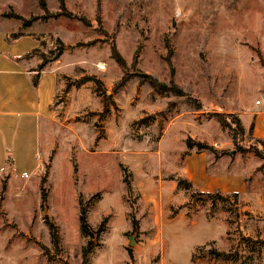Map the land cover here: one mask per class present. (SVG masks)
<instances>
[{"label": "rangeland", "instance_id": "1", "mask_svg": "<svg viewBox=\"0 0 264 264\" xmlns=\"http://www.w3.org/2000/svg\"><path fill=\"white\" fill-rule=\"evenodd\" d=\"M45 1L43 8L40 0H0L8 30L37 40L21 63L54 70L63 88L99 77L97 95L109 110L90 83L72 87L55 104L71 110L64 123L86 127L77 129L83 142L37 153L27 172L0 159V264H191V256L204 258L193 264H264V185L251 186L255 171L239 189L238 207L223 193L209 206L199 182L217 168L246 173L252 166L264 176V164L240 155L216 117L234 114L246 130L242 146L264 151V0H64L62 8ZM113 43L127 64L118 88L125 71L112 57ZM137 73L173 80L190 99L157 95ZM170 103L178 112L160 135L159 111H170ZM60 134L72 131L46 128L51 142ZM186 155L199 172L186 173ZM178 178L186 192L174 185ZM244 186L251 202L243 203ZM81 205L92 233L79 227ZM210 248L219 255L202 254Z\"/></svg>", "mask_w": 264, "mask_h": 264}, {"label": "crops", "instance_id": "2", "mask_svg": "<svg viewBox=\"0 0 264 264\" xmlns=\"http://www.w3.org/2000/svg\"><path fill=\"white\" fill-rule=\"evenodd\" d=\"M8 29V26L0 21V159H3V165L5 159L10 157L13 162H16L18 165V167H14L16 170L27 172L35 168L37 153L43 155L45 152L52 150L56 155L58 154V150L63 149L71 139H74L78 143L83 142V137L78 133L77 129H81L82 132V129L85 130L86 127H73L68 123H64L71 110L68 106L65 109L64 106L60 107L58 104H55L57 98H60L61 95L66 96L72 87L79 89L90 83V89L100 100L102 109L105 106L108 111L109 103H103L101 96L97 95L99 90H96L94 82L91 80H85L80 83L72 82L69 85H65L63 88V83L59 80L58 75L54 70L35 72L31 69H27L21 61L26 59L24 55L27 52L36 47L35 41L37 40H34V38H31L29 35L17 34L19 32L17 29ZM97 78L101 80L99 77ZM34 80H36V85L33 84ZM151 91L160 95L152 89ZM79 97L80 96L78 95L77 101H75L76 107L84 105V101ZM77 102H79L80 105H77ZM169 105L174 106L175 104L170 103ZM171 107L172 106H170V108ZM159 112L160 114H165V117L161 115L163 119L160 121V124H158V131L161 135L166 127L165 123L167 124L168 121L173 118L172 116L178 112V108L174 106L170 111H167L166 106ZM251 124L252 129L254 128L256 133L261 124L258 123L257 119ZM48 126L53 132L61 133L65 130L70 133V131H72V135L65 136L64 134H60L56 141L53 139L51 142L48 135L46 136V128H48ZM237 152L240 155H244L239 151ZM59 154L63 155V150H61ZM212 155L213 162L217 157L214 153H212ZM247 155L253 156L263 164V160L255 156L252 152H248ZM190 157L191 155L185 158V163L187 165L186 173L188 175H191V170L193 172L200 171L197 164L194 167L188 165ZM27 161H29V167L24 166V162ZM251 173H254L255 178L250 182L252 184L251 186L255 184L264 185V176H262V172L253 169L252 166L247 169L246 173H225L222 169H213L210 173L204 174V176L199 179V182L206 185L201 189L205 190L208 195L210 194V198L213 193H217L219 196L230 194L234 196L235 206L238 207L239 198L242 197V190L239 189L242 187L243 182H247L246 179ZM239 174L243 176H240ZM144 184L151 185L150 182H144ZM174 185L178 189L184 190L185 192L187 191V189L182 185H179L178 182H174ZM243 190V203H245L246 200L251 202V200L255 199L245 186ZM187 195H189V193H187ZM221 196L214 201L211 198L209 206L212 203L213 205H216V203L219 202V199L222 198ZM216 209L219 212H224L221 206H217ZM206 216L209 220H214L211 215ZM172 227L174 230L187 229L186 225L177 228L176 225H173ZM191 231L196 237H198V235H205L204 232L200 233V230ZM191 259L195 260H191L192 262L201 263L204 258L195 259L191 256ZM192 262L190 263L193 264Z\"/></svg>", "mask_w": 264, "mask_h": 264}, {"label": "trees", "instance_id": "3", "mask_svg": "<svg viewBox=\"0 0 264 264\" xmlns=\"http://www.w3.org/2000/svg\"><path fill=\"white\" fill-rule=\"evenodd\" d=\"M58 2L61 4L60 5L61 8L65 4L64 0H58ZM40 3H41V6L43 8L46 7V1L45 0H40ZM110 51H111V54H112V57L114 58V60L118 63V65L121 67V69L123 71H125V74L123 75V77L120 79V81L117 84V88H118V87H121L128 79V76L126 75L127 64H126L124 58L121 56V54L116 49V46L114 43L110 46ZM58 57H59V54H56L54 59H56ZM135 60L131 63L134 65V67L136 65ZM41 69L42 68H40L38 70H41ZM135 75L138 76L142 82L148 83L151 86V88L153 89V91H155L159 94L171 92L172 95H174V96L189 98L186 95V93L184 92L183 88L178 86L173 80H169L168 82H162V81L158 80L156 77L151 76V75L146 74V73H137ZM87 80H91L94 82L96 90H99V91L102 90L103 91V89H104L103 84L96 76L91 75V76H89V78ZM33 84L36 85V80H34ZM193 101H195L196 103H199L197 101V99H195V98L193 99ZM105 104H107V103H105ZM198 107L196 105H194L195 109H197ZM216 117L222 126H225L226 128H228L230 130L231 138L233 140L234 147H235L236 151H239L242 154L245 152H252L255 156L262 159L263 164H264V151L263 150L258 149V148H255L253 150H246L247 148H244L242 146V142L244 141L246 130H245L241 120L238 117H236L232 113H217ZM251 129H252V124L250 126V130ZM198 145H200V144H198ZM186 146H187V149H191L194 147L193 142L190 139H187ZM124 181L126 182L127 187L130 188L131 182L129 180L128 174H125ZM184 181L185 180L180 179V178H178V180H177L179 185H182L184 183ZM218 197H220V196L217 193H213L211 195V198L213 201L216 200V198H218ZM86 213H87L86 206L81 205L79 208V215H78L79 227L81 228L83 233L89 234V233H92L94 230H93L92 226L89 224ZM98 229H96L95 231H97ZM92 246H93V243L90 242V247H92ZM89 250H86V251H89ZM202 254L203 255H207V254L219 255V254H217V251H215L213 248H210L208 250L203 249Z\"/></svg>", "mask_w": 264, "mask_h": 264}, {"label": "water", "instance_id": "4", "mask_svg": "<svg viewBox=\"0 0 264 264\" xmlns=\"http://www.w3.org/2000/svg\"><path fill=\"white\" fill-rule=\"evenodd\" d=\"M133 243H134V236H131L130 239H129V244L132 245Z\"/></svg>", "mask_w": 264, "mask_h": 264}]
</instances>
